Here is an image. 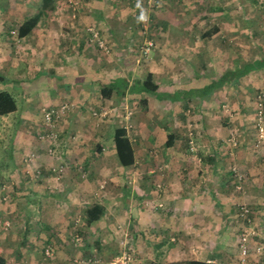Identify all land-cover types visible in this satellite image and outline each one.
<instances>
[{
    "label": "crops",
    "instance_id": "1",
    "mask_svg": "<svg viewBox=\"0 0 264 264\" xmlns=\"http://www.w3.org/2000/svg\"><path fill=\"white\" fill-rule=\"evenodd\" d=\"M203 1L153 0V8L151 0H143L141 8L149 17L147 23L151 26L156 16L161 28L159 34L150 38L156 42V49L151 47L145 56L139 45L147 42L149 36L140 35L145 21L137 22L141 8L135 1L85 0L72 9L64 0H53V8L43 12L29 32L18 35L19 25L38 11L41 0H0V85L21 86L27 94L24 119L15 132L16 164L11 167L9 179H0V189H7L11 195L9 203H0V212L3 210L12 219L8 228L0 226V253L9 264H46L42 242L49 239L53 244L49 264H83V251L88 246L100 249L96 238L91 245L90 241L71 244L67 228L71 210L65 205L85 203L81 210L83 229L94 236L89 230L95 231L109 212L99 189L103 180L95 174L97 171L99 175L102 167L111 172L106 179L109 196L119 194L120 200L136 195L171 211L142 209V223L149 224L150 233L142 231L141 235L146 233L152 239L150 244L155 251L142 264L190 258L238 261L241 203L253 209L255 221L251 224L255 233L250 244L261 246L258 256L260 264H264V144L253 146L256 134L251 122L264 67L229 82L211 84L241 59L258 58L264 50L252 56L253 48L245 36H231L230 29L225 31L230 28V20H234L227 14L228 1L221 0L225 18L202 23L204 29L216 24L219 30L201 37V31L195 28L201 21L189 11L200 8ZM91 27L100 31L108 52L88 43ZM6 30L14 34L5 33ZM147 72L152 73L156 91H130L129 86ZM209 84L211 88L207 90ZM126 95L128 99L142 97L147 109L144 118L130 120L140 130L141 139L131 137L127 124L120 122L134 149V162L129 165L121 164L113 143L114 129L120 125L117 122H127L121 114L124 109L117 108L112 113L115 116L108 117L106 123L93 119L89 110V106L108 107ZM63 101L72 102L73 106L57 122L56 142L40 138L34 128L37 119H43L42 109L57 107ZM17 107L16 104L15 110ZM187 123L195 129L193 138L187 135ZM168 132L174 133V140L165 146ZM230 138L236 139L239 146L228 145ZM93 145L94 150L101 148L109 154L112 165L94 164L91 179L80 173L83 165L79 160ZM53 146L68 161L51 160ZM164 149L184 156L176 163H154L152 153L162 154ZM26 155L30 156L24 161ZM186 155H190L189 161ZM138 163L147 166L142 169ZM232 165L243 175L241 187H237ZM37 169L41 173L36 175ZM122 171L125 176L116 177ZM152 171L157 172L151 174ZM171 173L173 179L167 176ZM32 194L41 196L30 200L36 201L32 205L37 208L34 221L26 209ZM93 201L103 203L106 210L101 218L87 223L84 208ZM40 221H44L42 227ZM94 256L98 262L105 260L100 254Z\"/></svg>",
    "mask_w": 264,
    "mask_h": 264
},
{
    "label": "rangeland",
    "instance_id": "2",
    "mask_svg": "<svg viewBox=\"0 0 264 264\" xmlns=\"http://www.w3.org/2000/svg\"><path fill=\"white\" fill-rule=\"evenodd\" d=\"M84 1L85 0H81L80 4ZM132 1L137 2V0H132ZM223 1L225 3H227V1L230 3L228 4L230 6H229L227 14L231 15V18L234 19V20H230V24H229L230 28H226L227 30L225 31H228L230 29L228 33H230L231 36H237V35L245 36L248 39V43L251 44V48H253L252 50L253 53L250 55L253 56L255 54H261V52H263L264 50L263 48L264 46V0H260L258 4H251L246 0H223ZM211 2H212V5H211ZM221 2H222L221 0H204L202 2L204 3V5L201 3L199 6L200 8H194L192 12L189 11L190 15L196 16L201 21L200 26L195 27L197 32L200 33V31H202L206 27L202 25V23H205V21L206 23L208 21L211 24L214 19L216 21H220L222 18H225V15H223V11L220 8ZM140 3H143V0H140ZM237 3H240V7L239 6L237 7ZM150 4L151 6H153V8L156 7L153 3V0H151ZM156 19H157L156 16H154L153 21H152L153 24L151 26L150 24L147 23L148 20L145 21V25H142V28L139 29L140 35H144V37H147V35L149 36L148 38L149 40H147V42H143L142 44L139 45L140 51L145 56L147 55V52H148V50L145 51V47L146 45H149L148 44L149 42H151L150 48L152 47L156 49V46H155L156 42H154L153 39L152 40L150 39V38H153V36H156L157 34H159L158 30H161V28L157 26L158 22ZM231 22H232L233 27H231ZM238 24L240 26H238ZM243 28L244 30L241 31V29ZM5 33H8L9 35L14 34L13 32L9 30H6ZM233 38L236 39L235 37ZM227 43L228 42H225V45ZM90 44L92 45L93 43L90 42ZM94 47H98V46H94ZM108 51H109V47H108ZM248 59L249 58H247L246 60ZM261 79H262V82L259 84L260 86H257L258 87L257 89H259L261 85L264 84V75ZM210 88H211V85L209 84L207 86V90H209ZM1 89H6L10 91L13 94L12 96L16 100L15 102L18 106L16 110L8 112L4 116L0 115V179L4 177L6 179H9L11 167L14 164H16L14 148H18V147L15 141V134H16L15 132L17 130V127L19 126L20 121L24 119L22 118L23 109L25 105L24 95L27 98V94L25 92L23 93L24 88H22L21 86L12 87L11 85L10 86L0 85V90ZM119 99L120 100H118L117 102H113L109 104L108 107H112V106L113 107L110 110H108L105 115L101 116V115H95L91 113V116L93 117V119H98L99 121H103V123H106L105 120L108 119V117L111 118L112 116H115L112 113L116 111L117 108L124 109V111H121V114L123 118L127 120V122L118 121L117 123L118 124H120V122L126 123L127 128L130 131L131 137L137 140L138 138L141 139L142 136H141L140 130L137 128V126L132 124L133 122H130V120L132 121L140 120L146 116L147 109H145L146 105L144 106V103L142 100L143 98L142 97L139 98L138 96H135V97H132L131 98L132 100H131V99H128L126 95L125 97L124 96L121 98L119 97ZM125 104H127V106ZM91 107L92 106H89V110ZM105 107L108 108L107 106ZM252 112L253 113H252L251 122L254 125V130H252V132L254 135L256 134L257 136L256 128H255V121H254L255 112H256L255 100H254V108ZM8 120H10L9 123H8ZM161 122H164V119H161ZM165 123H167V121H165ZM187 126H188L187 135L189 136L192 135V137H189V138H193L196 135L195 129L188 123H187ZM36 129H37L36 131L37 135L45 134L49 130L48 126L45 124L43 119H37V125L34 128V130ZM102 129L106 131V133H108L107 127L103 126ZM231 138H233V136H231ZM231 138L228 141L229 143L228 145H230L231 147H235V146L238 147L239 144H237V140L236 139L231 140ZM261 138L257 142V137H255V140L253 139L254 142L252 143L253 146H259L262 143L264 144V137H261ZM45 139H48V138L46 137ZM45 139H42V140L39 139V141H43ZM53 142H56V141H53ZM142 146H143V154H145L144 152L145 145L142 144ZM51 150L52 151H51L50 158L54 162L61 161L62 163H65V161H68V158L66 156H63V154H62V157L59 156L57 148L55 146H53V149L51 148ZM161 152L162 154L164 152V155H162L161 153L160 154L152 153L153 156H151V158H153L154 163L158 161L176 163V162H179L180 159L184 156V154L174 155L172 152L167 151L165 149ZM86 154L87 155L84 159L79 160V163L83 165V169L81 168V171H80L81 174L82 173L84 174L83 177H89L91 179L93 178L94 164H101L102 166L112 165V159H110L109 154H105L104 150H102L101 148H100V151L94 150V145L92 148L86 151ZM29 156L30 155H26L23 160L24 161L28 160ZM37 157H39V153H36V158ZM139 157L141 159L142 155L140 154ZM188 158H190V155H186V158H185L186 161H189ZM185 159L183 161H185ZM137 166H141L140 168L144 169L145 166L147 165L145 163H138ZM40 170L41 169H37V171L35 170L34 173L36 175L40 174L41 173ZM101 170L102 172L99 175L97 171L95 172V174H96V177L100 176L104 183L102 184V186H99V189L102 190L100 191L102 193V196H105L104 201L108 205L109 212L107 214V217H104L100 221L101 224L95 227L96 228L95 231L92 229L89 230V232H93L95 234L94 236H91V235L89 236L88 233H86L85 230L83 229L84 220L81 217L82 216L81 210H82V207H84L85 203L84 202L66 203L65 207L68 206L69 209L71 210V213H70L71 215L68 217V223H67V228L69 230V235H68L69 241L73 245H76L77 242L83 243L84 241L85 242L90 241L89 245H91L93 239L96 238L99 241L100 249L95 250L93 249V247L91 248L88 246V249H85L83 253H84V256H86V258L89 256L96 258L94 254H100L101 257L105 258V260L102 259L101 262L100 261L98 262V260H96L95 262L97 264L98 263L99 264H110V261L112 258L118 257L124 253L128 254L129 256V260L127 264H142L144 260L147 259V257L152 256L155 253V251H153V248L151 247V244H150L152 239L149 236L147 237L145 236L146 233L149 235L150 230L148 226L149 224L142 223V217H141L142 209L145 210L146 212L148 209H144V208H150L152 212L153 211L159 212V211H165V210L168 212H171V211H169V209H166V207L161 206L155 201L145 202L142 200V198L140 197L138 198L136 195L131 196L130 194H128L130 196H128L127 198H122L120 200L117 199L119 197V194H111V196H109V193L107 192V188H106V185H107L106 179L111 177L110 176L111 172L107 169L105 170L104 167H102ZM232 170L234 173H238L242 175L241 171L236 167V165H232ZM156 172L157 171H154V172L152 171L151 174L156 173ZM160 172H163V171L160 170ZM124 176H125V172L122 171L121 173L117 174L116 177L123 178ZM167 176H171V178L173 179L174 175L173 173H171V174H168ZM160 177H164L163 174H160ZM237 187H241V181H240V186H237ZM138 191L140 190L138 189ZM9 192L10 191H8L7 189H0V203L4 201L9 203V201H7L8 198L9 199L11 198V195ZM160 192L162 191L160 190ZM40 197L41 196H39L38 194H32L28 197L29 198V200L27 201L28 207L26 208L28 209L27 214L29 216V219H33V221L35 220V215H37V208L33 207L32 205L36 201H30V200H34ZM241 204L246 205V203H241ZM241 204H239V206ZM1 211L2 213L0 212V226L3 227V222L6 218L9 220L10 225H11L12 219L5 216V212H3V210ZM24 217H26V214H23V218ZM238 220L240 223L239 226H241L242 223L244 222L241 219H238ZM252 221L253 222L255 221V216H253ZM131 223L135 225L137 233L138 232L140 233L136 237L131 236L130 227H129ZM43 224H44V221L40 223V226L42 227ZM4 227L8 228L9 226L8 227L4 226ZM142 231L146 233H143V235H141ZM87 236H89L88 237L89 239L86 240ZM42 244L43 246L53 245L50 239H49V242H46L45 240L42 242ZM95 262H93V264H96Z\"/></svg>",
    "mask_w": 264,
    "mask_h": 264
},
{
    "label": "trees",
    "instance_id": "3",
    "mask_svg": "<svg viewBox=\"0 0 264 264\" xmlns=\"http://www.w3.org/2000/svg\"><path fill=\"white\" fill-rule=\"evenodd\" d=\"M251 4H258L260 0H246ZM53 8V0H41L40 7L32 16L26 18L18 27V35H24L30 31V29L35 25L37 19L43 12H48ZM219 30L218 25L213 24L206 29L201 31V37L206 38L215 34ZM100 49V48H99ZM264 67V54L258 58L241 60L233 68L224 71L216 81H212V85L222 84L226 81H231L232 79H238L239 77L249 73L251 70ZM157 89V84L152 79V73L147 72L143 79H137L133 85L129 86L130 91L138 92H155ZM16 102L12 94L6 90H0V115L7 114L8 112L15 110ZM189 136V135H188ZM189 137H192L189 136ZM174 133L168 132L167 138L165 140V145L170 146L173 144ZM113 143L116 150L117 157L121 164L129 165L134 162V149L131 143L129 136L127 135L126 127L122 124L115 127L113 133ZM234 174V172H233ZM235 176V175H234ZM243 176V175H242ZM236 177V176H235ZM237 179V178H236ZM243 179V177H242ZM241 179V181H242ZM250 212H253L252 207L249 204H246ZM106 210V207L103 203L98 201H93L87 204L84 208V217L87 223H91L95 220L101 218ZM238 215L241 217L240 208L238 209ZM254 216L253 214H251ZM242 220V219H241ZM10 226V225H9ZM130 233L132 237L137 236V231L134 224H130ZM241 230V226L239 231ZM238 231V232H239ZM0 264H9L5 257L0 253ZM14 264V263H13ZM148 264H241L239 261H207L204 259L190 258L177 261H150Z\"/></svg>",
    "mask_w": 264,
    "mask_h": 264
},
{
    "label": "built area",
    "instance_id": "4",
    "mask_svg": "<svg viewBox=\"0 0 264 264\" xmlns=\"http://www.w3.org/2000/svg\"><path fill=\"white\" fill-rule=\"evenodd\" d=\"M72 7V9H76L81 0H64ZM89 36H88V43L92 42L96 46H98L101 50L104 52H108V45L105 42L104 38L100 35L97 28L91 27L89 30ZM149 45H146L145 51L150 49L151 42L148 43ZM255 128L257 133V142L260 140L261 137H264V84L261 85L259 89L256 90L255 93ZM73 106L72 102L63 101L57 107L51 106V107H44L42 109V117L45 122V124L48 126L49 130L45 134H40V138H48L49 141L53 142L56 140L57 137V122L60 120V117L66 112L69 107ZM107 108L104 106L95 107L92 106L90 108V112L95 115H105L107 113ZM263 139V138H261ZM236 176V180L238 182L237 186H240V181L242 179V175L238 173H234ZM240 208V214L241 219L244 222L241 226V230L238 233L236 244L238 249V261L241 264H260L259 260V254L261 253V246L260 245H251L250 239L252 235H254L255 230L253 229V216L251 215L252 212H250V209L247 205L241 204L239 206ZM10 222L6 218L3 222L4 226H9ZM5 228V227H4ZM43 252L46 259V264H49V257L52 256L53 250L52 246L46 245L43 248ZM253 255V258L250 259L249 256ZM129 260L128 254L124 253L118 257H114L111 259L110 264H127ZM96 261L95 257L89 256L86 258V261H84L83 264H93V262Z\"/></svg>",
    "mask_w": 264,
    "mask_h": 264
},
{
    "label": "clouds",
    "instance_id": "5",
    "mask_svg": "<svg viewBox=\"0 0 264 264\" xmlns=\"http://www.w3.org/2000/svg\"><path fill=\"white\" fill-rule=\"evenodd\" d=\"M137 7L141 8L140 0H137ZM148 16L147 13L141 8L140 15L137 17V22H144L147 21Z\"/></svg>",
    "mask_w": 264,
    "mask_h": 264
}]
</instances>
